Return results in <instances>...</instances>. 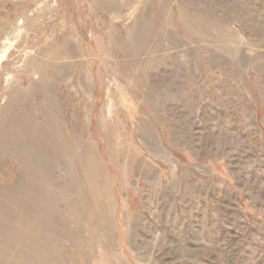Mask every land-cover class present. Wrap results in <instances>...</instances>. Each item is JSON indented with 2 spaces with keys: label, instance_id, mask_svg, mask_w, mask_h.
Here are the masks:
<instances>
[{
  "label": "rangeland",
  "instance_id": "374dc122",
  "mask_svg": "<svg viewBox=\"0 0 264 264\" xmlns=\"http://www.w3.org/2000/svg\"><path fill=\"white\" fill-rule=\"evenodd\" d=\"M4 49L0 264H264V0H0Z\"/></svg>",
  "mask_w": 264,
  "mask_h": 264
},
{
  "label": "bare ground",
  "instance_id": "6f19581e",
  "mask_svg": "<svg viewBox=\"0 0 264 264\" xmlns=\"http://www.w3.org/2000/svg\"><path fill=\"white\" fill-rule=\"evenodd\" d=\"M5 50V49H4ZM6 54V50L4 51V53H2V55H1V57L0 58H2L3 57V55H5ZM20 109V111L22 112L23 111V107H21V108H19ZM16 115H17V113L15 114H13L12 115V118H16ZM21 122H22V120L21 119H19L18 121H17V124L19 125V126H21ZM12 136V133H11V131H8V134H7V136L5 137V138H9V137H11Z\"/></svg>",
  "mask_w": 264,
  "mask_h": 264
}]
</instances>
